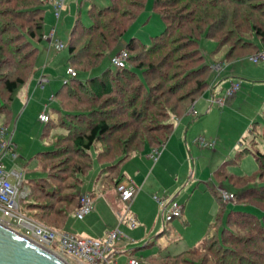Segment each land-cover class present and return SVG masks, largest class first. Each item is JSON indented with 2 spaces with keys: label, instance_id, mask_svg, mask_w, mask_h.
Wrapping results in <instances>:
<instances>
[{
  "label": "trees",
  "instance_id": "16d2710c",
  "mask_svg": "<svg viewBox=\"0 0 264 264\" xmlns=\"http://www.w3.org/2000/svg\"><path fill=\"white\" fill-rule=\"evenodd\" d=\"M55 1L0 0V72L10 69L8 74L0 75V84L7 94V100L0 99V117L4 114L7 116L5 124L11 123L14 101L28 86L38 70L39 51L46 36L45 7L48 3ZM145 3L146 0H112L109 5L100 7L92 2L89 8L91 23L84 24L79 17L77 18L68 43L70 65L79 66L83 71H90L96 68L106 56L111 55L112 57L124 47L129 50L128 64L118 68L117 71L108 68L103 74L88 79L79 78L77 73L57 91L56 99L59 106L53 107L54 117L44 124L42 134L43 138L51 140V143L47 145L50 148L37 154L39 164L43 169L48 168L47 173L39 178L31 179V194L22 206L24 212L33 215V218L39 222H46L36 217L40 213L43 217H59L63 227H66L68 218L78 208L81 195L79 189L94 166L93 149L96 151L97 161L102 166L97 182L102 180L106 184L105 187L109 185L117 189L123 178L119 168L128 158L135 153L143 152L148 147L154 145L161 147L166 144L175 129L174 115H177L175 108L168 106V100L178 98L175 106L179 107L182 97L179 98L177 93L190 84H194L195 86L185 93L191 103L186 108L189 110L196 103L199 95L202 96L213 86L211 66L216 61H206V56L199 44L201 37L206 36L218 44L215 54L220 53L223 45L234 38L236 44L229 52L226 51L223 57L228 63L264 51V0H155L154 7L166 22L163 33L153 38L151 45L142 44L136 37L127 44L121 43L126 30L144 9ZM179 3L181 6L178 8ZM174 5L175 8L172 9ZM176 27L186 30L185 35L180 39L179 46H191L192 52L186 54L183 60L187 59V64L189 61L193 62L194 66L186 67L183 77L174 81V85L164 89L167 82L172 84L176 74L159 72V66L157 67L155 63H150L149 67L146 66L144 56L162 55L164 49L172 43ZM176 50V48L171 49L165 56H177ZM196 57L198 61H193ZM166 62L164 65L172 67V62L170 64ZM173 68L177 67L173 66ZM154 72H158L155 77L163 81L160 85V92H156L155 87L151 86L150 76ZM225 89H227L226 86ZM163 94L165 96L167 94L168 99L166 97V100H163ZM104 96L107 97L108 106L111 104L116 106L118 103L123 105L122 114L131 115L133 123H141L142 120L148 119L142 123L144 129H140V126L132 129L131 121L124 125L110 123L108 118L98 115L104 105L101 104L100 108L95 104ZM141 98H144L143 101ZM140 105L142 109L138 108ZM151 108H154V117L153 113H150ZM116 112L118 111H110L111 114H116ZM147 122H154V125ZM152 128H155L157 133L161 132L160 135L153 136L154 140L148 136L149 129ZM118 130L125 132L130 130V135L126 139L117 135L113 136ZM139 130H142V133ZM136 139H139V143L133 147ZM106 140L116 145L117 149L113 146L104 149L101 143H105ZM63 142H70V149L62 147ZM140 145H142L141 148ZM118 149L120 154L117 153L115 157H111L112 153L118 152ZM65 151H72L79 161H73L66 166L64 165L67 163L66 159L63 167L57 170L60 161L57 163L53 161ZM248 153L253 154L258 165L254 173L237 174L228 169L229 164L239 163L238 160ZM213 175L218 180H224L232 185L236 186V183L243 185L239 186L242 191L233 190V193L236 196V204L244 206L232 208L226 215L227 203L224 202L217 188L209 185L218 200L219 209L214 219L215 222L213 221L209 226L208 233L193 247L174 255L162 256L161 260L196 255L197 252L206 248L209 242L213 243L209 248L214 244L219 245L223 252L222 256L226 257L230 254L231 260L241 259L242 255L238 254L239 250L235 246H241L244 243L243 237L238 233L244 228H248L255 234L250 235L246 243H252L256 247L254 250L256 255L264 256V184L260 183L264 177V153L248 147L242 148L236 152L235 157L215 169ZM254 179L255 182L252 181ZM40 192L46 196L45 200L38 196ZM93 197H95L94 193ZM60 203L64 206L58 207ZM33 209H38L40 212L33 213ZM224 216L226 217L225 222ZM213 223L215 226L223 225L220 237ZM44 224L53 225L49 222ZM51 227L57 228L54 225ZM153 243L155 242L150 241L149 245ZM248 244L244 249L250 253L253 250ZM187 257L184 259L191 264H196ZM139 259L152 263L155 257L147 259L149 262L142 258ZM250 263L257 264L253 259H250Z\"/></svg>",
  "mask_w": 264,
  "mask_h": 264
},
{
  "label": "rangeland",
  "instance_id": "374dc122",
  "mask_svg": "<svg viewBox=\"0 0 264 264\" xmlns=\"http://www.w3.org/2000/svg\"><path fill=\"white\" fill-rule=\"evenodd\" d=\"M111 1L112 0H64V8L61 12L60 18L56 17L54 6L52 9V6L50 5V3H48L46 5V7H45V10H46V12H45V20H46L45 40H47V41L49 39L52 40L50 35H51V32L53 29L51 30V32H49V31H50L51 27L53 26V28H56V31H55L56 38H59L66 45V47L63 50L58 51L57 49L54 48L53 43L50 42V46H52V48H53L52 53H51V57H49V54L47 53V51L45 49H41V51H43V52L40 56L39 61H55V62L51 63L52 67L51 68L48 67V69L49 70L52 69L53 75L55 76V78H53V79L54 80L56 79V83H58L60 81L59 87L57 88L56 91H58L63 86L64 83H66L69 79L72 78V76H70V74L68 73L69 67L74 68L79 75L78 77L81 79H88L92 76L101 75L108 68H112L113 71H117L118 68L112 64L111 55L106 56L96 68H94L90 71H83V69L81 67L75 66V65L72 66L69 63L70 50L68 47V43H69L71 31H72V29H73V27L77 21V18L79 17L80 20L84 24L88 25L91 23V18L89 16V8L91 7V3L94 2V3L98 4L100 7H105V6L109 5L111 3ZM154 1L155 0H146L144 9L138 14L137 18L130 25V27L126 30V33L121 40V43L127 44L132 39H134V37H136V39L139 40L142 44L151 45L153 38H155L156 36H159L163 33V31L166 28V22H165L164 18L161 16L160 12L154 7ZM52 5H53V3H52ZM179 6H181V3H179L178 8H179ZM174 8H175V5L173 6L172 9H174ZM174 32H175V36L173 37L172 43H170L169 47L164 49V51L161 53L162 55L144 56V61H145L144 63L146 64V66L149 67L150 63H155V65L157 67L159 66L158 67L159 72L164 73V74L165 73H169V74L174 73V75L176 74V77L175 76L173 77L172 84H168V82H167V85L164 87V89H167L169 86L174 85V81L176 82L178 79H181L183 77V73H184L183 71L186 67L194 66L193 62L189 61V64H187V62H186L187 59L185 61L183 60V58L185 57L186 54H189L190 52H192L191 46L190 47H182V46L180 47L179 46L180 39L183 35H185L186 30L184 28L181 29L179 27H176L174 29ZM225 32L228 33L227 31H225ZM219 38H220V36H219ZM230 41L223 45V48L221 49L220 53L215 54V51L218 47V44L215 41L207 38L206 36L201 37V39L199 40V44H200L201 50L204 52V55L206 56V61L210 62V61L215 60L217 65H219V63H226V66H228V62H226L223 58L224 53L226 51L229 52V50H231L232 46L234 44H236L234 38H232ZM175 48L177 49L175 52L177 54V56H175V57L165 56L171 49L173 50ZM123 49L127 50L129 53L128 48L124 47ZM240 52H243V51H240ZM236 54H237V52L235 53V55ZM238 54H242V53H238ZM253 55H256V54H253ZM171 57H172V59H171ZM221 58H223V59H221ZM166 61L168 62V64H170L172 62L171 63L172 67H169V65L168 66L164 65V63ZM193 61H198L197 57L195 59H193ZM263 63H262V61L259 64L251 62V60H249L248 55L245 57H242L240 59H237V60L236 59L232 60L229 63L231 66V69H233L234 67H238V69H239V67L244 68V74L241 75L239 73H236L237 75L234 79H236L237 81H240L241 83L245 82L247 84H250L251 86H253L254 89H251L252 87L248 88V87H246V85H243V87L241 88V92L238 94V96L239 97L243 96V97H242V99L239 98L238 105L236 104L237 107L231 109V114L233 115V117H235V119L239 120V122H237L236 124H233L231 126V128H233V130H231V131L228 130L226 132H222L221 133L222 139H220L219 142L217 141L218 139L216 140V138H217L216 136L213 137V139L216 140V144H217V146L215 145L216 148L215 147L214 148L213 147L212 148L201 147V148H209V149H204L203 151L200 149L195 150V153L198 152V156H197L198 162L197 163H199L200 168L202 167L201 170L204 169V171H205V173H204L205 181L207 180V178L210 177V173H211L210 171L211 170L210 169L208 170V168L210 166L209 164L211 161L209 160V158L211 157V154L215 150L219 151L220 152L219 154H221V153L225 154L226 152L230 153V151L233 150V155L229 158L235 157L236 151L240 150L242 148H245V147H248L254 151L259 150V151L264 153V80L261 79V77L259 78V76L256 79H254L253 77L250 76V74L253 73V71H255V73H256L257 72L256 70H258L259 68H262ZM184 64H187V65L180 67L181 65H184ZM162 65H164V66H162ZM173 66H176L177 68H173ZM8 72H10V69L1 71L0 75H3V73L8 74ZM214 73L217 74L216 70L212 69V74L214 75ZM157 75H158V72H156V73L154 72L153 75L150 76L152 78L151 79V86H152V88L155 87L156 92H158V91L160 92L161 91L160 85L163 81L158 80V78L155 77ZM177 75H180V76H177ZM261 76H264V71H263ZM44 77H46L48 79L47 82H49V78L43 74L38 80V86H41V88L37 91L39 94L45 93L46 96L45 97L40 96V99L37 101L40 103V105H43V109L46 105H48V108H49L48 113H49L50 119H51L52 117H54V114L51 110V109H53L52 105H53V107L55 106V103H56L55 100H57V99H56V95H53L54 97L52 96L53 97L52 100L49 99L50 95L48 96L46 90L44 91L42 89V87H44L45 85L44 86L41 85V79H44ZM63 77H66V80L67 79L68 80L66 82H63L64 81ZM248 80L251 82H249ZM228 81H231V80H228ZM47 82H45V84ZM48 86H50V85H48ZM194 86H195L194 84H190L184 90H180L177 93L179 95L178 96L179 98L182 97V98H180L179 107L175 106V102L177 101L178 98H172V99L168 100V106L171 108H175V112L177 113V115H174L176 123L185 114L193 111V107L195 104L193 106H191L189 110L186 109L191 103H190V99L186 98L185 93H187L189 90H191V88H193ZM223 87H225V86H223ZM224 91L226 92V89H224ZM224 91L220 92V95L222 97L225 95ZM127 96H129V95H127ZM188 96H191V95H188ZM199 96L201 97V95H199ZM199 96H197V98ZM232 96H234V95H232ZM105 97L106 96H104V98L102 100H100L99 102H97L95 104L96 107L100 106V108H101V104H102V106L104 105V108L101 109V111L98 115H102V117L108 118V121L110 123H118V124L124 125L125 123L131 121L132 123L131 122L130 123L133 124L132 129H135L138 126H140L139 127L140 129H142V130L144 129V124H142V123L148 121V119L142 120L141 123H133L134 121H133V118L131 115H129V114L123 115L122 114V109L124 108L123 105L118 103L116 106H113L112 104L108 106L107 105V97L106 98ZM166 97L168 99L167 94H166V96L164 94L162 95L163 100H166ZM228 97H230V96H228ZM0 99L7 100V94L5 93L2 84H0ZM141 99L143 101L144 98H141ZM32 103H34V102H32ZM217 105H219V104H217ZM219 107L225 108L226 106H219ZM138 108L142 109V106L140 105V106H138ZM112 110H116L118 112H116V114H111L110 111H112ZM150 113L151 114L153 113V117H154V108H151ZM109 114H111V115L109 116ZM142 115H143V113H142ZM2 116H1L2 118L0 117V123H1L0 128L5 126L9 130L8 125L4 123L7 120V116L5 114ZM245 118H247L246 122L248 123L249 127H248L247 131L242 133V129L245 125L244 124ZM38 120L40 121V119H38ZM237 120H235V121H237ZM149 121H150V119H149ZM147 123H151L154 125V122H147ZM44 124H45L44 122L40 121L39 123L35 122V124L29 125L28 127L25 128V134L23 136H20V130H19L17 132V135H15V142L18 144V146L15 147L17 157L15 159L12 158L11 152H9L10 154L8 153L6 155V157H4V165L6 167V170H8L9 172L16 171L18 173H21L23 175L24 182L25 183L29 182L28 183L29 185L31 184V179H36V178H39L41 176L46 175L47 169H48V168L43 169L42 165L39 164V161L37 159V154L39 152H43V151L48 150L50 147L47 145L49 143H51L50 142L51 140H49V139L47 140V139L43 138L42 134L44 131ZM12 125L13 124H11V127H12L11 133L15 129L14 125L13 126ZM120 126H118V127H120ZM142 130L141 131L139 130V131L142 133ZM156 131L157 130H155V128L149 129L150 134H148V136L151 140H154V137H153L154 135L158 136L161 134L160 131L158 133ZM143 132H145V131H143ZM116 135L124 137V139H126V137H128L130 135V130L127 132L118 130L113 134V136H116ZM199 136H201V135H199ZM138 143H139V139H136V141L133 144V147L137 146ZM101 144H102V147H104V149L108 146H113V147L116 146V145L114 146L113 144H111L107 140L105 141V143L102 142ZM61 145H62V147H66L67 149L69 147V149H70L69 145H71V144H70V142H63V143H61ZM15 146H16V144H15ZM141 146L142 145H140V148H141ZM154 146L148 147V148H151V150L153 151L154 149L160 147L158 145L155 147ZM119 151L120 150L118 149V152L112 153L113 156H111V157H115L117 155V153L120 154ZM0 153H1V149H0ZM92 154L94 156V166H93L92 170L89 172V174L85 177V183L79 189L80 194H81V191H84V190H86V188L89 187V184L91 182H93L91 185L92 186L91 190L94 189V182L97 180L98 174H99L100 169L102 167L96 159V151L94 149L92 151ZM135 154H137V153H135ZM111 157H109V158H111ZM78 159L79 158L72 151L71 152L65 151L63 154L59 155V157L55 161H53V163H57L60 161V165L57 167V170H59V167H63L65 160L67 161V163L64 165L67 166L68 164L72 163L73 161H79ZM68 160H70V161L68 162ZM61 161H62V163H61ZM238 161H239V163L232 162L229 165V167L232 168L231 169L232 171L237 172L239 174H244V173L252 174L257 170L258 165H257L256 159L252 153L246 154L241 160H238ZM214 171L215 170H213V172H212L213 174H214ZM61 173H63V172H61ZM64 173L68 174V172H66V171H64ZM213 177H214L213 182L214 183L217 182L218 185H223V189L229 190L231 192H233V190H236L238 192L240 190L242 191V189L239 188V186L241 185L239 183H236L237 185L235 186V185H232L231 183H228L224 180H221V179L218 180L214 175H213ZM11 181L14 182L15 180L13 178H11ZM252 181L255 182L256 180L254 179ZM262 181L260 183L264 184V177H263ZM98 182L101 183V180H99ZM105 186H106V184H105V182H103V189L111 187L109 185H107V187H105ZM241 186H243V185H241ZM178 192H180V190L174 191L170 198H173L174 195H176V193H178ZM38 196H40L43 200L46 199V196L43 195L41 192H40V195L38 194ZM93 199H94V197H93ZM96 200L97 199L95 198V202H96ZM177 200L181 201V197H178ZM253 202L256 203L255 201H253ZM62 206H64V204H62V203H60L58 205V207H62ZM243 206H244L243 204L237 205L236 202L233 204H227V207L225 209L226 215L229 212L228 210H230L232 208H242ZM125 208H126V206H125ZM154 208L156 209V207H154V205H151V204L148 207L149 211L150 210L154 211ZM38 211H39L38 209L32 210L33 213H37V214L40 212V211L39 212ZM29 216L32 218L34 217L33 215L31 216V214ZM36 217H38V219H40L41 221L45 220L47 223L49 222V223L53 224L55 227H57L56 229H58L60 231H67L66 227L64 228L62 223L59 221L60 220L59 217H55V216L43 217L40 215V213L38 216L36 215ZM157 217H158V220L160 222V226H162L160 231L163 232V230H165L164 231L165 233L164 234L160 233L156 236L158 231H154L152 233H149V231H147V236L149 235L148 238L152 237L153 235L156 236L155 238H152L153 242H155V243L150 244L149 247L142 249L141 254H143L148 259H152V257H155V260H153L152 264H191L186 259H184V257L186 258L187 255L183 256V257L181 256L177 259H165L164 258L161 260L160 257L174 255V254H177V253L184 251L185 249L191 248L195 245L196 242H198V240H200L201 238H203L206 235V231L205 232L200 231V225L202 223V220H200L197 213H194V220L195 221L192 223L191 227L189 229H187L186 231L183 230V232L178 230V228L177 229L175 228V223L181 222V220H180L181 217L175 218L174 219L175 223L173 222L174 224L172 223L173 220L168 222V223L165 222L164 221L165 215H164V212L162 211V208L160 206H158V209H157ZM33 219L35 220V218H33ZM225 221H226V217L224 216V222ZM46 222H44V223H46ZM92 224L95 227L94 229H98L100 227L97 223H92ZM144 224H142L141 222H138L137 226H139V227L132 229L128 223H123L120 230L125 234V236L123 237L124 239L123 238H121V239L126 240V239H131L134 237L138 238L140 235H143L146 237V233L143 230V228L145 227ZM53 225H51V226H53ZM78 225H84L85 227L89 226L86 219L78 220L73 215H71L68 218L67 227H70L71 232H73L77 235H80L77 232L79 230ZM213 225H214V223H213ZM215 227L218 229L217 234L220 237L223 225H221V226L216 225ZM196 228L198 229V231L197 230L195 231ZM99 229H101V227ZM238 233H240V235L244 239V243L242 244L244 246L233 245V247L235 246V248L239 250L238 254L242 255L241 259L238 258L235 261L231 260L232 258H231L230 254L229 255L227 254L226 257L222 256L223 252L219 248L218 244H216V245L214 244L211 248H209L213 244L212 242H209L208 246H206V248L202 249L201 251L197 252L196 255L188 256L187 259L195 262L196 264H200V263H203V264H251L250 259H253V261H255L257 264H264V256L261 257V256L256 255L254 253V250L256 249V247H254L252 245V243H249V244L246 243L248 237L250 235H255V234L250 232V230L248 228H244L243 230H241ZM199 234H203V235H201V237H198ZM84 237H86V236H84ZM119 240L120 239L116 240L112 244V248L115 249L116 244L119 242ZM148 242H149V240H148ZM247 244L252 247L253 251L251 250L252 252H250V253L246 252L244 249V248H247L245 246ZM259 247L261 248V246H259ZM156 256H158L159 258H156Z\"/></svg>",
  "mask_w": 264,
  "mask_h": 264
},
{
  "label": "crops",
  "instance_id": "0c3cea01",
  "mask_svg": "<svg viewBox=\"0 0 264 264\" xmlns=\"http://www.w3.org/2000/svg\"><path fill=\"white\" fill-rule=\"evenodd\" d=\"M50 5L53 9L52 3H50ZM52 29H54L53 26L51 27L49 32H51ZM56 39L59 38H56L55 36L53 40L55 41ZM53 40H45V42L41 45V49H45L49 54V57H51V53L53 50L52 46H50V42L53 43ZM41 49L39 51V57L37 61L38 70L34 74L28 86L22 90V92L14 101L13 119L11 123L7 124L10 132L12 130L11 124L14 125L15 129L11 133V135L14 143L16 144V147L18 146V144L15 142V135H17V132L20 130V136H23L25 134L26 127L35 124V122H40L38 119L39 114L43 111V105H40L37 100L40 99V96L45 97L46 94H39L37 91L41 88V86H38L39 78L43 74L49 78V82H47L45 86L42 87L44 91L46 90L48 96L50 95L49 99H51L53 95H56V90L59 87L60 81L56 83V79H53L55 78V76L53 75L52 69H48V67H52L51 63L55 61H39L40 56L43 52L41 51ZM263 62L264 61H262V63ZM262 65V68L256 70V73L255 71H253L250 76L254 79L259 76V78L261 77V79L264 80V76H261L264 71V63ZM236 73L243 75L244 68L239 67L238 69V67H234L233 69H231L229 63L227 68L223 72H218L217 74L214 73L212 77V88L207 90L196 101L192 112L185 114L182 118L179 119V121L175 125L173 133L164 145L157 161H155L151 156V148H147L141 153L132 155L119 168V172L123 177L121 182L132 183L137 188V193L133 201L131 202L130 208L131 212L138 218V221L142 224L145 223V227L143 228V230L146 233V237L140 235L138 238L134 237L131 239L123 240L125 234L122 232L124 234V236L122 237L123 239L119 240V242L116 244L115 249L113 248L112 251V260L117 264H127L129 258L133 256L148 261V258L141 254V250L149 247V242L153 241L152 238H155L160 233H165V230H163V232L160 231L162 226H160V222L157 217V209L159 205L154 199L155 194L171 197L174 191L180 190V192L176 193L173 198L178 201V197H181V201L178 202L183 205L184 209L183 215L180 219L181 222L175 223V220L172 221V223H175V228H178V230L182 232L183 230L186 231L187 229H189L192 223L195 221L194 213H197L200 220H202L200 231H206V234L208 233L209 226L215 219V216L219 209L218 200L209 188V185L217 188V190L218 187L223 188V185H218L217 182H213L214 177L212 172L225 161L231 159L229 157L233 155V150H231L230 153L226 152L225 154H219L220 152L214 149L215 151H213L211 157L209 158V160L211 161L208 168V170H211L210 177L205 181V171L204 169L201 170L202 167L200 168L199 163H197L198 152L195 153V150L200 149L203 151L204 149L209 148L199 147L194 143V139L199 135H202L207 139H213V137L216 136V140L218 139L217 141L219 142L220 139H222L221 133L228 130H233L231 126L239 122V120L235 119V117H233V115L231 114V109L237 107L239 98L242 99L243 96H238L241 90L237 93V96L234 95L226 97L225 99L220 95V92H223L225 89V87L223 86L227 85L226 81H237L236 79H234L237 75ZM63 80V82H66L68 79L66 80V77H63ZM243 85H246V87L248 88L252 87L251 89H254L253 86L245 82L241 83V88L243 87ZM212 98L221 100L224 99V105H217V102L212 103ZM55 102V106H59L58 100H55ZM219 106L226 107L223 108ZM246 119L247 118H245V125L242 129V133L247 131L249 127ZM229 165L228 169L231 172H234L231 170L232 168L229 167ZM92 183L93 182L89 184V187L86 188V190L81 191V194L86 192L95 194L92 210L84 217V219L87 220L89 226L85 227L84 225H78L79 230L77 232L82 237L86 236L87 238L105 239L109 231L116 228L120 229L122 227L123 224H120L118 219L119 214L125 210L126 205L124 204V202L122 203L118 195V191L115 187L103 189L102 180L101 183L97 182L96 180L94 182V189L91 190ZM95 198L97 199L96 202ZM150 204L156 207V209L154 208V211H149L148 207ZM73 216L78 220H84L77 218L75 213L73 214ZM92 223H97L101 227V229H99L100 227L98 229H94L95 227ZM138 227L139 226H137L136 228ZM66 230L70 231V227H67V224ZM196 230L198 231L197 228L195 229V231ZM147 231H149V233L158 231V233L156 234V236L153 235L152 237L148 238L149 235L147 236ZM201 235L203 234H199L198 237H201ZM153 258L154 257H152V259Z\"/></svg>",
  "mask_w": 264,
  "mask_h": 264
},
{
  "label": "built area",
  "instance_id": "2783aa9c",
  "mask_svg": "<svg viewBox=\"0 0 264 264\" xmlns=\"http://www.w3.org/2000/svg\"><path fill=\"white\" fill-rule=\"evenodd\" d=\"M55 14L60 18L61 12L64 8V0H56L53 3ZM56 28L51 32L52 40L55 37ZM54 48L63 50L66 45L59 39L53 41ZM129 53L122 49L119 53L112 56V64L117 68H122L128 64ZM254 63L264 60V51L249 57ZM214 70L221 72L225 70L226 63H216L211 66ZM68 73L75 77L77 72L74 68L69 67ZM47 78L41 79V85L44 86ZM227 89L224 99L237 93L241 88V83L238 81H227ZM54 97V96H53ZM51 98V100L53 99ZM55 99V98H54ZM224 99L212 98L211 102H217L219 105H224ZM48 105L39 114L41 122L47 123L50 120L48 113ZM194 143L199 147L214 148L216 145L215 139H207L204 136H198L194 139ZM164 146V145H163ZM163 146L158 147L152 151V158L157 161L162 152ZM15 144L12 139L11 132L7 127L0 128V222L11 227L25 236L31 238L38 244L48 248L58 256L62 257L71 264H117L112 260V244L121 239L124 234L119 228L111 230L105 239L87 238L77 235L70 231H60L54 227L48 226L42 222L34 220L26 212L23 211L22 206L31 194V187L24 182L23 175L16 171L9 172L6 170L3 159L11 152L12 158H16ZM13 178L15 181H11ZM120 199L126 204L125 210L119 214V223H128L134 229L138 225V218L131 212V202L133 201L137 188L128 182H120L117 186ZM220 196L227 204L234 203L236 196L233 192L218 187ZM154 199L162 208L165 215V222H170L175 218L183 215V205L167 196L154 195ZM93 205V193L86 192L80 195L78 208L75 215L79 219L89 214ZM127 264H149L142 261L138 257H130Z\"/></svg>",
  "mask_w": 264,
  "mask_h": 264
},
{
  "label": "water",
  "instance_id": "95a60500",
  "mask_svg": "<svg viewBox=\"0 0 264 264\" xmlns=\"http://www.w3.org/2000/svg\"><path fill=\"white\" fill-rule=\"evenodd\" d=\"M0 264H70L48 248L0 222Z\"/></svg>",
  "mask_w": 264,
  "mask_h": 264
}]
</instances>
